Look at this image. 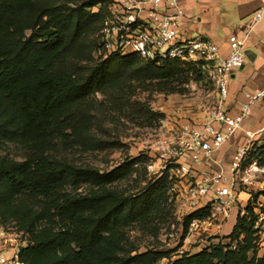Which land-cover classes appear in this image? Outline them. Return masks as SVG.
<instances>
[{
	"label": "trees",
	"instance_id": "1",
	"mask_svg": "<svg viewBox=\"0 0 264 264\" xmlns=\"http://www.w3.org/2000/svg\"><path fill=\"white\" fill-rule=\"evenodd\" d=\"M95 4L71 7L52 5L48 0H0V137L30 146L27 159L0 166V216L1 206L11 196L29 194L45 201V209L33 222L53 224L56 218L64 224L45 227L33 245L22 249L19 257L24 264H32L25 255H33L34 264H157L164 257L151 250L135 255L125 252L121 232L157 207L160 193L164 196L167 184L172 185L168 170L156 174V180L151 179L139 193L130 194L113 185L130 174L123 175L122 165L109 172L78 167L67 159L54 158L51 147L76 115L73 105L121 74L124 66L113 63L115 58L123 62L138 58L141 62L133 65L135 78L164 80L168 88L194 68L202 72V67L179 60L158 65L136 54H112L97 59L86 74L67 70L68 48L79 39L84 23L99 18L102 24L101 10L91 11ZM74 130L81 134L84 129L76 124ZM259 148L263 151L264 144ZM83 184L89 187L85 193L71 196L66 192L70 185L79 188ZM259 196L255 193L242 208L244 215L239 211L232 232L223 237L227 243L222 239L196 253H183L170 264H264V255L249 256L260 242L261 229H254L261 214L254 205ZM207 216L205 210L195 211L187 224ZM186 234L187 230L182 238Z\"/></svg>",
	"mask_w": 264,
	"mask_h": 264
},
{
	"label": "rangeland",
	"instance_id": "2",
	"mask_svg": "<svg viewBox=\"0 0 264 264\" xmlns=\"http://www.w3.org/2000/svg\"><path fill=\"white\" fill-rule=\"evenodd\" d=\"M48 1L52 5L71 7L95 1L96 4L91 8L93 13L100 10L104 13L108 3L106 0ZM100 26L99 18L88 19L84 23L79 39L68 48L69 56L64 64L67 70L86 74L91 64L96 63L100 57L104 59L103 51L99 49V45L96 47L97 43L99 44ZM232 29L230 28L231 31ZM125 62L115 58L113 63L124 66L121 74L113 75L96 94L89 95L85 101L73 105L72 111L78 116V120L76 115L72 117L64 132L59 134V138L52 145L51 155L57 160L67 159L78 167L89 166L101 172H109L122 165L123 175L129 172L130 174L113 185L119 187V190L133 194L139 193L151 179L156 180L154 168L159 171L161 166L156 148L158 141L168 134L166 126L177 114L192 122L206 119L217 102V94L206 74L197 71L196 68L173 81L171 89L164 80L136 79L133 65L141 62L138 58ZM151 113L155 115L152 120L149 118L153 115ZM161 114L164 115L162 118L159 116ZM76 124H80L84 129L81 134L74 130ZM230 139L225 153L219 158L214 157L225 166L232 163L230 156L237 154V150L244 143V133L239 132ZM29 147L25 142L8 141L0 137V166L27 159L30 155ZM263 151L256 147L240 162L238 178H246L247 184L244 185L237 179L236 187L238 190L248 188L250 199L255 193H259L260 196L254 204L257 206L255 212L264 214V173L259 171V168L264 167ZM254 162H256L254 167L258 169L246 173L245 168ZM175 180L179 182V178L175 177ZM182 182L185 185L184 180ZM88 188L84 184L79 188L70 185L66 192L73 196L87 192ZM163 192L165 190H162ZM159 198L157 207L151 210L146 219L132 223L121 232V247L125 252L132 255L150 250L162 252L164 257L157 264H170L183 253H196L212 244L211 240L216 237L212 234L214 232H210V236L206 235L202 239L198 230L190 231L187 221L192 212L185 211L182 201L176 200V194L171 196L168 184L165 195L160 193ZM44 206V200L29 194H14L1 206L0 244L5 254H8L10 249L11 253H16L27 245H33V241L40 238V233L47 226L60 228L64 225L56 218L53 219V224L48 220L33 222L37 213L45 209ZM240 207L238 202L232 212L239 213L242 208ZM186 230L187 234L182 238ZM191 236L196 237L195 240ZM223 237L220 236L218 239L222 240ZM259 238L260 242L255 252H250V259L264 255V225ZM200 239L203 241H199ZM224 243H227V240ZM32 256L25 255L24 258L31 259L34 264ZM26 264H30L29 261Z\"/></svg>",
	"mask_w": 264,
	"mask_h": 264
},
{
	"label": "built area",
	"instance_id": "3",
	"mask_svg": "<svg viewBox=\"0 0 264 264\" xmlns=\"http://www.w3.org/2000/svg\"><path fill=\"white\" fill-rule=\"evenodd\" d=\"M185 16L182 0H108L98 45L104 58L112 54H136L158 65L166 60L201 64L214 86L217 102L206 119L192 122L177 114L166 126L168 134L158 141L156 148L161 166L159 171L154 168L153 173L169 171L173 181L171 196L176 194V200L182 201L186 212L205 210L208 213L207 217L194 218L189 223L190 231L198 230L204 239L210 236L208 225L223 224L239 202L236 180L240 162L250 151L264 144V120L257 129L245 127L254 108L264 100V86L244 92L238 112L231 114L226 107L230 99L229 83L233 74L244 66V41L231 35L229 54L222 57L218 44L207 36L182 38ZM261 16L262 13L257 12L256 20ZM241 131L246 140L237 150L238 159L235 157L227 166L215 160L214 151ZM254 165L256 162L244 171L254 172L258 169ZM259 171L264 173V167ZM239 180L247 184L246 178ZM240 213L244 215L245 210L241 208ZM263 225L264 214L261 213L254 229H261V233ZM19 252L20 249L5 254L0 244V264H24Z\"/></svg>",
	"mask_w": 264,
	"mask_h": 264
},
{
	"label": "crops",
	"instance_id": "4",
	"mask_svg": "<svg viewBox=\"0 0 264 264\" xmlns=\"http://www.w3.org/2000/svg\"><path fill=\"white\" fill-rule=\"evenodd\" d=\"M182 5L186 14L181 25L182 38L207 36L218 44L222 57L229 54L228 38L231 35L244 41L246 62L231 77L230 99L226 106L231 114H236L244 99V92L256 91L264 86V0H182ZM257 12L262 13L259 20L255 17ZM230 28H233L232 31ZM263 120L264 100L254 108L245 127L248 128L249 124H252V127L256 128L250 126L249 128L257 129ZM230 140L215 150L213 157L219 158L222 153H225ZM244 140H246L245 136ZM235 157L236 154L231 155L230 162H233ZM215 168L212 166V169ZM201 170L205 171L207 167H201ZM244 189L238 190L239 204L242 208L248 204L251 196L248 188L244 187ZM237 215L238 213L232 212L223 224L208 225L209 231L214 232L212 234L216 236L211 240L212 244L218 243L220 236L225 237L232 232ZM191 238L195 240L196 237L191 236Z\"/></svg>",
	"mask_w": 264,
	"mask_h": 264
},
{
	"label": "water",
	"instance_id": "5",
	"mask_svg": "<svg viewBox=\"0 0 264 264\" xmlns=\"http://www.w3.org/2000/svg\"><path fill=\"white\" fill-rule=\"evenodd\" d=\"M22 249H20V251H21Z\"/></svg>",
	"mask_w": 264,
	"mask_h": 264
}]
</instances>
